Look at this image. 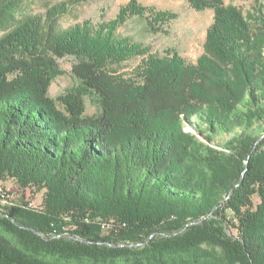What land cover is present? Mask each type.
I'll return each mask as SVG.
<instances>
[{
	"label": "trees",
	"instance_id": "16d2710c",
	"mask_svg": "<svg viewBox=\"0 0 264 264\" xmlns=\"http://www.w3.org/2000/svg\"><path fill=\"white\" fill-rule=\"evenodd\" d=\"M18 1L0 0V181L44 196L0 200V264H264V5L188 0L214 14L192 63L118 33L139 20L168 35L176 12L131 0L61 28L82 0L38 17ZM67 57L96 118L49 96Z\"/></svg>",
	"mask_w": 264,
	"mask_h": 264
},
{
	"label": "rangeland",
	"instance_id": "374dc122",
	"mask_svg": "<svg viewBox=\"0 0 264 264\" xmlns=\"http://www.w3.org/2000/svg\"><path fill=\"white\" fill-rule=\"evenodd\" d=\"M70 0H19V10L32 16H44L54 5L68 2ZM83 2L71 5L70 11L60 19V27L70 26L91 21L99 23L114 19L120 9L131 0H82ZM143 6L156 7L160 10L176 12L179 18L174 21L168 35H153L149 33L142 21L131 20L118 31L123 36H130L136 42L151 47L154 53L164 55L165 51L172 49L179 53L188 62L195 63L202 55L208 28L213 22V12H197L193 10L188 0H136ZM225 5H232L239 8L244 14L254 10L256 2L254 0H223ZM264 5V0H259ZM4 35L0 31V38ZM139 60L130 63L137 65ZM61 71L52 78L49 96L60 110H64L62 100L67 95L79 96L83 105L84 117L96 118L101 113L99 97L91 90H86L81 82L73 75L72 66L74 59L67 57L59 61ZM186 132L194 133L192 128L186 127ZM226 137L218 138L217 141H226ZM0 188L6 192L9 200L17 203H32V207L40 209L42 207L44 191L36 189H23L15 181L8 179L0 181ZM254 205L260 202L258 196L253 198ZM229 220H233L232 215H228ZM235 221V220H234ZM233 221V222H234ZM232 234L236 230L229 227ZM205 254L201 256L219 257V254L210 247L205 246Z\"/></svg>",
	"mask_w": 264,
	"mask_h": 264
},
{
	"label": "water",
	"instance_id": "95a60500",
	"mask_svg": "<svg viewBox=\"0 0 264 264\" xmlns=\"http://www.w3.org/2000/svg\"><path fill=\"white\" fill-rule=\"evenodd\" d=\"M29 189H31V188H26V190H28L29 191ZM8 196H11V195H7L6 196V192L2 189V188H0V197H1V201H2V203H8V204H12V203H14V204H25V203H17V202H15V201H13V200H9L8 198ZM27 204H29L30 205V207H32V203H27Z\"/></svg>",
	"mask_w": 264,
	"mask_h": 264
},
{
	"label": "built area",
	"instance_id": "2783aa9c",
	"mask_svg": "<svg viewBox=\"0 0 264 264\" xmlns=\"http://www.w3.org/2000/svg\"><path fill=\"white\" fill-rule=\"evenodd\" d=\"M103 228H104L105 231H108L110 227L109 226H104Z\"/></svg>",
	"mask_w": 264,
	"mask_h": 264
}]
</instances>
